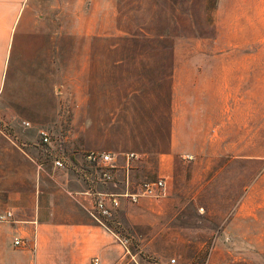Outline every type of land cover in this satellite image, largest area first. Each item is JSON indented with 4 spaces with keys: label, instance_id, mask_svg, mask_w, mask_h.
<instances>
[{
    "label": "rangeland",
    "instance_id": "374dc122",
    "mask_svg": "<svg viewBox=\"0 0 264 264\" xmlns=\"http://www.w3.org/2000/svg\"><path fill=\"white\" fill-rule=\"evenodd\" d=\"M40 8L47 21L55 10L56 28L61 19V43L14 46L0 91L6 132L37 140L47 128L58 147L121 165L134 152L121 193L163 179L165 194L127 201L117 218L131 247L159 233L145 252L156 263L264 264V0Z\"/></svg>",
    "mask_w": 264,
    "mask_h": 264
},
{
    "label": "crops",
    "instance_id": "0c3cea01",
    "mask_svg": "<svg viewBox=\"0 0 264 264\" xmlns=\"http://www.w3.org/2000/svg\"><path fill=\"white\" fill-rule=\"evenodd\" d=\"M41 1L0 0L1 93L6 87L14 46L41 43L52 46L54 51L56 39L58 45L61 43V19L56 28L54 10L48 22L41 13ZM17 57L18 51L12 67ZM11 76L13 80L12 73ZM34 136V132L19 129L11 135L0 124V214L11 210L13 215L0 221V264H91L95 257L98 264H159L145 255L156 253L151 242H157L159 233L155 231L149 236L145 231L139 233L137 246L129 245L125 252L116 237L69 195L86 187L74 166L53 167L40 153L38 136L37 140ZM41 161L44 168L39 169ZM118 167L117 183L100 185L98 189L121 193L125 178L129 179L130 167L120 163ZM127 201L120 198L116 210L119 219L124 216Z\"/></svg>",
    "mask_w": 264,
    "mask_h": 264
},
{
    "label": "built area",
    "instance_id": "2783aa9c",
    "mask_svg": "<svg viewBox=\"0 0 264 264\" xmlns=\"http://www.w3.org/2000/svg\"><path fill=\"white\" fill-rule=\"evenodd\" d=\"M29 124V123H28ZM37 146L45 160H49L56 169L69 168L74 166L75 172L85 181L86 187L77 192H70L69 195L81 204V207L94 218L102 227L111 232L125 252H128L132 242V236L125 231L119 222L116 210L120 206V198H126L130 203H138L141 198H162L165 194L163 179L147 180L141 182L133 191L125 190L122 193L102 191L100 185L109 186L117 183L118 164L116 157L110 152L98 149H78L66 151L56 145L52 134L47 128H41L37 132ZM136 156L134 152L125 154L126 166ZM190 158V155H185ZM75 159L80 160L78 163ZM43 162H38L39 169L44 168ZM126 188L129 186V179L125 178ZM11 210L0 214V221L12 217ZM17 243V241H15ZM172 256L162 260L159 264H176ZM91 264H98V258H92Z\"/></svg>",
    "mask_w": 264,
    "mask_h": 264
}]
</instances>
